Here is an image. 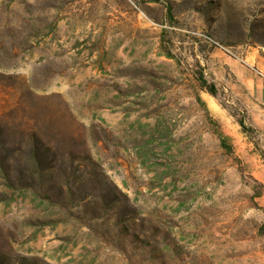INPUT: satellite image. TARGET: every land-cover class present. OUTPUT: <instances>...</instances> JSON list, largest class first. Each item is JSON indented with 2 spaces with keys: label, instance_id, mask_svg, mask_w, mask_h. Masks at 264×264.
Wrapping results in <instances>:
<instances>
[{
  "label": "rangeland",
  "instance_id": "374dc122",
  "mask_svg": "<svg viewBox=\"0 0 264 264\" xmlns=\"http://www.w3.org/2000/svg\"><path fill=\"white\" fill-rule=\"evenodd\" d=\"M263 167L264 0H0V264H264Z\"/></svg>",
  "mask_w": 264,
  "mask_h": 264
},
{
  "label": "crops",
  "instance_id": "0c3cea01",
  "mask_svg": "<svg viewBox=\"0 0 264 264\" xmlns=\"http://www.w3.org/2000/svg\"><path fill=\"white\" fill-rule=\"evenodd\" d=\"M260 182L264 185V167L256 173ZM264 199V197H263Z\"/></svg>",
  "mask_w": 264,
  "mask_h": 264
},
{
  "label": "trees",
  "instance_id": "16d2710c",
  "mask_svg": "<svg viewBox=\"0 0 264 264\" xmlns=\"http://www.w3.org/2000/svg\"><path fill=\"white\" fill-rule=\"evenodd\" d=\"M153 1H157V0H153ZM240 125L244 129V131H247V128H246L244 122H240Z\"/></svg>",
  "mask_w": 264,
  "mask_h": 264
}]
</instances>
